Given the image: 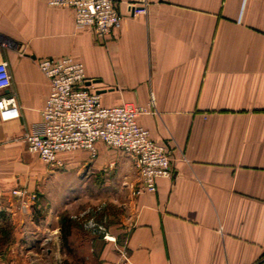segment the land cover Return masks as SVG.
<instances>
[{"label":"crops","instance_id":"crops-1","mask_svg":"<svg viewBox=\"0 0 264 264\" xmlns=\"http://www.w3.org/2000/svg\"><path fill=\"white\" fill-rule=\"evenodd\" d=\"M145 4L132 14L130 5ZM104 39L70 7L0 0V44L20 117L0 118V262L5 264H264V0H119ZM71 55L104 106L132 102L174 174L154 192L124 151L96 143L47 165L23 135L50 93L38 65ZM36 193L25 204L15 188ZM73 201H102L108 234L74 220ZM70 205V206H69ZM75 221L64 247L63 222Z\"/></svg>","mask_w":264,"mask_h":264},{"label":"built area","instance_id":"built-area-1","mask_svg":"<svg viewBox=\"0 0 264 264\" xmlns=\"http://www.w3.org/2000/svg\"><path fill=\"white\" fill-rule=\"evenodd\" d=\"M51 6L70 7L75 13L77 28H90L98 38L109 37L120 26L123 14L119 0H46ZM132 14L144 13L145 4H132ZM0 44V118L20 117L16 93L6 92L12 85L8 61L2 58ZM38 65L50 80V93L42 109V122L37 130L23 135L28 149L52 167L63 165L60 154L79 149L96 155V143L118 148L131 155L140 178L135 194L154 192L160 178L174 174L173 150L168 142H158L138 121L149 109L132 102L104 106L100 94L86 84L87 76L82 61L71 55L46 57ZM30 206L39 200L36 193L26 188L13 190ZM88 228L108 234L103 225L88 221ZM0 264H5L0 262Z\"/></svg>","mask_w":264,"mask_h":264},{"label":"rangeland","instance_id":"rangeland-1","mask_svg":"<svg viewBox=\"0 0 264 264\" xmlns=\"http://www.w3.org/2000/svg\"><path fill=\"white\" fill-rule=\"evenodd\" d=\"M72 204L75 209L73 210L76 214L74 220L78 221L79 224L85 225L88 221H93L97 224L109 223L108 211L111 214L117 213V210L107 209V205H104L102 201L95 202L87 206L86 202L73 201ZM70 206V205H69ZM94 264H96V258H94Z\"/></svg>","mask_w":264,"mask_h":264},{"label":"trees","instance_id":"trees-1","mask_svg":"<svg viewBox=\"0 0 264 264\" xmlns=\"http://www.w3.org/2000/svg\"><path fill=\"white\" fill-rule=\"evenodd\" d=\"M74 223L75 221L71 218H66L63 222L64 247L69 253H75V246L71 245L69 240Z\"/></svg>","mask_w":264,"mask_h":264}]
</instances>
